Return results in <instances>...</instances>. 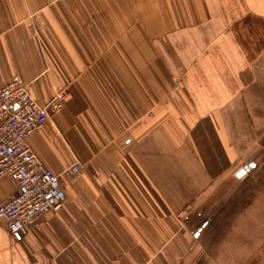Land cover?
Instances as JSON below:
<instances>
[{"label": "crops", "instance_id": "0c3cea01", "mask_svg": "<svg viewBox=\"0 0 264 264\" xmlns=\"http://www.w3.org/2000/svg\"><path fill=\"white\" fill-rule=\"evenodd\" d=\"M15 74L41 104L67 89L29 142L84 173L21 240L0 219V264H244L264 246L198 206L264 161L245 164L264 151V0H0V86ZM15 190L2 178L0 201Z\"/></svg>", "mask_w": 264, "mask_h": 264}, {"label": "built area", "instance_id": "2783aa9c", "mask_svg": "<svg viewBox=\"0 0 264 264\" xmlns=\"http://www.w3.org/2000/svg\"><path fill=\"white\" fill-rule=\"evenodd\" d=\"M67 96L63 89L41 104L19 74L0 86V180L11 177L16 183V190L0 201V219L8 222L17 240L23 238L28 223L46 212L61 210L66 201L64 180L76 177L78 166L57 173L45 165L29 142Z\"/></svg>", "mask_w": 264, "mask_h": 264}, {"label": "rangeland", "instance_id": "374dc122", "mask_svg": "<svg viewBox=\"0 0 264 264\" xmlns=\"http://www.w3.org/2000/svg\"><path fill=\"white\" fill-rule=\"evenodd\" d=\"M61 90L63 89H57L53 93V96ZM66 101L67 98L65 102ZM60 109L52 112L49 119ZM262 144L264 146V142H262ZM263 156L264 151L258 152L255 156L247 157L248 160L245 161V164L253 159L259 160L256 158H261ZM81 163V161L75 159L74 163L70 164L66 168H76V166H78L76 168V177H78L80 174L84 173L83 163ZM247 165L241 170L239 169L240 171H237L238 173L235 172V175L231 174L229 177L219 178L215 182H212V192L210 197L207 199H200L198 206L205 211H212L210 213H212L214 225L217 223L221 224L222 221L232 223L238 216H240V219L247 222V237L251 235L254 237L259 234L258 230L260 227H264V161L262 166H258V168L254 169V171H252L253 168H250V164L248 166ZM242 170H244V172L239 175ZM248 171L252 172L243 178L242 176H244ZM219 234H221L220 226L217 227V230L215 231V237ZM263 242L264 232L261 235V243ZM237 249L238 248L236 247L234 250ZM247 255L248 256H246V262L244 264H264V246L247 248Z\"/></svg>", "mask_w": 264, "mask_h": 264}, {"label": "water", "instance_id": "95a60500", "mask_svg": "<svg viewBox=\"0 0 264 264\" xmlns=\"http://www.w3.org/2000/svg\"><path fill=\"white\" fill-rule=\"evenodd\" d=\"M243 172H244V170H242V171L239 173V175H241Z\"/></svg>", "mask_w": 264, "mask_h": 264}]
</instances>
